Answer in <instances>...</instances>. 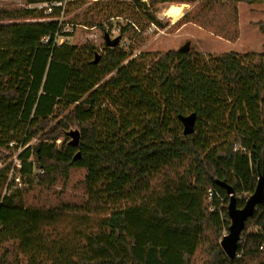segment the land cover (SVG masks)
Segmentation results:
<instances>
[{"label":"trees","instance_id":"1","mask_svg":"<svg viewBox=\"0 0 264 264\" xmlns=\"http://www.w3.org/2000/svg\"><path fill=\"white\" fill-rule=\"evenodd\" d=\"M52 1L0 9V191L10 172L32 176L0 199V264H264V202L244 224L241 257L229 260L219 246L229 225L220 184L242 208L264 177V16L256 24L263 41L257 56L230 51L209 63L170 50L130 59L117 45L96 56L91 47L55 44L58 11L47 17L35 8ZM158 2L122 0L105 23L122 17L119 8L129 12L121 40L142 21L162 28L150 8ZM256 2L264 5L205 0L196 16L233 42L236 33L225 26L236 20V4ZM74 4L82 2H68L64 16ZM81 18L105 30L93 16ZM114 90L146 105L144 120L135 118L141 108L116 115L105 107ZM190 114L194 131L183 136L178 116ZM222 115L227 129L215 139L210 131ZM19 148L12 166L10 152ZM74 169L84 172L79 201L51 198ZM32 188L36 199L28 198ZM208 190L221 200H207Z\"/></svg>","mask_w":264,"mask_h":264},{"label":"rangeland","instance_id":"2","mask_svg":"<svg viewBox=\"0 0 264 264\" xmlns=\"http://www.w3.org/2000/svg\"><path fill=\"white\" fill-rule=\"evenodd\" d=\"M78 1L82 4L68 5L67 13L62 18V22L71 24L74 28L73 33L65 38V43L76 47H91L95 51V55H101L105 44L103 42V35L105 30L109 31V38L113 39L119 36L120 29L125 27L129 22V12L122 9V12L117 8L116 12H120L122 17H112L110 20V27L105 23L108 13L113 15V4L121 5L122 0H70L69 4ZM133 0H123V2ZM148 1V0H145ZM205 0H159V2L150 7L154 12L157 21L162 25V28H157L149 32V25L142 21L137 25L139 30L127 31L122 40L116 46L117 50H123L130 53V59H133L139 53H158L162 54L167 51H176L188 42V52L199 55L205 58L206 62L211 63L210 58L233 51L238 55H252L257 56L262 53V36L259 33L257 23L263 20L264 5L261 2L254 4L237 3V18L231 22L229 26H225V30L230 31L229 34L236 33V39L233 42L227 41L224 37L216 36L214 27L211 24H206L204 21L198 20L202 9V3ZM147 3V2H146ZM24 0H0V9H15L24 8ZM182 8L178 11L177 8ZM93 16L94 22L102 25L105 30L99 26L88 27L82 22V13ZM180 12V13H179ZM186 14V18L181 22L178 28L173 25ZM197 15V16H196ZM195 19L197 23L189 21ZM200 24H204L201 26ZM135 31V32H134ZM107 79V78H106ZM106 79L102 80L100 84L104 83ZM105 107L109 108L116 115H122V111L129 109V113H137L136 108H141L140 115L135 114V118L146 117L148 110L147 106L139 103L137 99L125 100L119 95H116V90L110 91V96H106ZM187 115V114H186ZM131 117H134L131 115ZM181 127V125H180ZM227 129L226 116H220L217 119L210 136L215 139L223 135V131ZM71 141V139H70ZM35 141H31L27 147L35 145ZM59 142H57L58 146ZM24 149V148H23ZM17 151L10 152V159L8 163L12 166L16 165ZM21 151V150H20ZM4 165H0V169ZM18 167V166H17ZM84 175L83 170L74 169L71 172L70 180L65 188L57 186L48 194L51 198L55 197L63 201L71 203L78 202L82 197L83 188L79 185ZM32 180V176H20L16 171L10 172L4 188L0 191V199L3 196L10 195L13 191L22 189L25 183ZM38 189L32 188L28 193L29 199H34L37 196ZM36 199V198H35ZM226 231L223 232V235ZM222 235V236H223ZM221 239V238H220ZM200 257V252H197L195 261Z\"/></svg>","mask_w":264,"mask_h":264},{"label":"water","instance_id":"3","mask_svg":"<svg viewBox=\"0 0 264 264\" xmlns=\"http://www.w3.org/2000/svg\"><path fill=\"white\" fill-rule=\"evenodd\" d=\"M120 39V36L110 39L107 33L103 35V42L106 47H115ZM178 51L188 52V42L180 47ZM178 119L182 125V135H191L194 131L195 115L178 116ZM69 136L71 139L70 145L76 147L78 144V133L71 132ZM220 186L223 187L226 194L229 195L228 204L226 206V215L229 225L226 234L222 236L219 242V246L226 258L233 260L246 220L252 217L256 207L264 202V177H259L257 179L253 193L245 200L242 208L236 207L232 190L223 183H221Z\"/></svg>","mask_w":264,"mask_h":264},{"label":"built area","instance_id":"4","mask_svg":"<svg viewBox=\"0 0 264 264\" xmlns=\"http://www.w3.org/2000/svg\"><path fill=\"white\" fill-rule=\"evenodd\" d=\"M68 2H70V0H53L52 2H49V3L35 5V8L42 9L43 15H45L47 17L49 15H51L54 10L58 11L57 12L58 13V17L57 18H52L54 20H57L58 26H59V30H60L59 33L57 32L54 35V40L53 41H54L55 44H64L65 43V38L68 37L70 34H72L73 30H74L73 29L74 25L72 26L71 24H66V23L62 22V18L64 17L63 13H64V10H65L66 5H67ZM154 29H157V28L154 25H150L148 30H149V32H151ZM42 42H44V43L48 42V38H44L42 40ZM213 198H217L218 200H221V198H220V196H219V194L217 192H215L213 190H208V192H207V200H211ZM247 198L248 197L244 198V202H245V200ZM226 232H227V230H226ZM259 251L264 253V245H261L259 247ZM241 255H242L241 251L239 253H237V251H236L234 258H239V257H241Z\"/></svg>","mask_w":264,"mask_h":264},{"label":"bare ground","instance_id":"5","mask_svg":"<svg viewBox=\"0 0 264 264\" xmlns=\"http://www.w3.org/2000/svg\"><path fill=\"white\" fill-rule=\"evenodd\" d=\"M182 8H183V7H181V8H177V9H178V11H180V10H182ZM179 13H180V12H179Z\"/></svg>","mask_w":264,"mask_h":264}]
</instances>
